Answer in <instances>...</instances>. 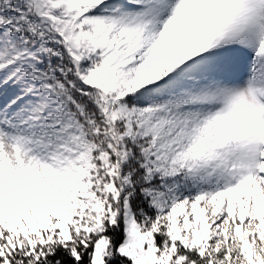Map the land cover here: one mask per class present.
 Here are the masks:
<instances>
[{
	"label": "snow or ice",
	"instance_id": "1",
	"mask_svg": "<svg viewBox=\"0 0 264 264\" xmlns=\"http://www.w3.org/2000/svg\"><path fill=\"white\" fill-rule=\"evenodd\" d=\"M0 264H264V0H0Z\"/></svg>",
	"mask_w": 264,
	"mask_h": 264
}]
</instances>
